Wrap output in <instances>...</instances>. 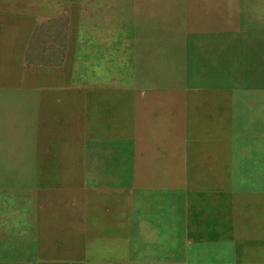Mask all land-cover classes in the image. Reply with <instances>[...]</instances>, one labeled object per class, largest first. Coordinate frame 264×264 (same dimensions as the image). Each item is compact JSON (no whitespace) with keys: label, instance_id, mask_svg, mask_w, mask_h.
I'll list each match as a JSON object with an SVG mask.
<instances>
[{"label":"rangeland","instance_id":"1","mask_svg":"<svg viewBox=\"0 0 264 264\" xmlns=\"http://www.w3.org/2000/svg\"><path fill=\"white\" fill-rule=\"evenodd\" d=\"M101 224L264 264V0H0V264H86Z\"/></svg>","mask_w":264,"mask_h":264},{"label":"crops","instance_id":"2","mask_svg":"<svg viewBox=\"0 0 264 264\" xmlns=\"http://www.w3.org/2000/svg\"><path fill=\"white\" fill-rule=\"evenodd\" d=\"M80 230L81 234H92V241L87 242L84 236H82L80 242H78V238H73V242L67 243L65 247L72 248L73 250H86L90 248V258L81 259V262H85L86 264H145L146 252L150 248L136 234L134 225H130L128 237L123 236L125 231L123 232L120 226L115 227L101 224L92 227H81ZM104 239L105 241H100ZM124 239L126 241H123ZM98 249L105 250V254L97 253V251L94 252ZM95 255L97 256L96 260L93 259Z\"/></svg>","mask_w":264,"mask_h":264},{"label":"bare ground","instance_id":"3","mask_svg":"<svg viewBox=\"0 0 264 264\" xmlns=\"http://www.w3.org/2000/svg\"><path fill=\"white\" fill-rule=\"evenodd\" d=\"M197 62H198V61H197ZM197 62H196V64H197ZM205 64H206V63H205ZM194 69H195V68H194ZM194 73H195V72H194ZM196 74H197V72H196ZM194 75H195V74H194ZM191 78H192V77H191ZM209 80H210V79H209ZM101 89H102V88H101ZM103 89H104V87H103ZM107 89H108V88H107ZM107 89H106V90H107ZM95 90H96V89H95ZM108 90H111V89H108ZM96 91H97V90H96ZM99 91H100V88H99ZM112 91H113V90H112ZM112 91H111V92H112ZM102 92H103V91H101V93H102ZM104 92H105V91H104ZM111 92H110V93H111ZM117 92H118V91H117ZM94 93H95V92H94ZM108 93H109V92H108ZM112 94H113V92H112ZM117 94H118V93H117ZM117 94H116L115 97H117ZM133 96H134V95H133ZM92 97H93V96H92ZM97 97H98V96H97ZM105 97H106V96H105ZM109 97H110V96H109ZM99 98H100V97H99ZM110 98H111V97H110ZM104 99H105V98H104ZM89 100H90V99H89ZM92 100H93V99H92ZM95 100H96V99H95ZM101 100H102V99H101ZM108 100H109V99H108ZM117 101H119V100H117ZM89 102H90V101H89ZM95 102H96V101H95ZM120 102H121V101H119V103H120ZM97 103H98V102H97ZM97 103H96V106H98V104H99V103H98V104H97ZM117 103H118V102H117ZM91 104L93 105V103H91ZM105 105H106V104H105ZM126 105H127V104H126ZM102 107H103V106H102ZM105 107H106V106H105ZM92 108L94 109V107H92ZM97 108H98V107H97ZM98 109H99V108H98ZM97 111H98V110H97ZM103 111H104V109H103ZM125 112H126V111H125ZM125 112H124V113H125ZM95 113H96V112H95ZM98 113H99V111H98ZM103 113H104V112H103ZM96 114H97V113H96ZM99 114H100V113H99ZM101 116H102V114H101ZM116 116H117V115H115V117H116ZM109 117H111V116L109 115ZM98 118H99V117H98ZM107 118H108V117H107ZM92 119H93V118H92ZM103 120H104V119H103ZM98 122H99V121H98ZM102 122H103V121H101L100 124H102ZM96 126H97V125H96ZM114 130H115V128H114ZM94 134H95V133H94ZM94 134H93V136H95ZM96 134H97V133H96ZM116 135H117V134H116ZM125 135H127V134H125ZM101 136H102V135H101ZM103 136H104V135H103ZM106 136H107V135H106ZM113 136H114V135H113ZM121 136H122V134H121ZM127 145H128V143H127ZM90 253H91V252H90Z\"/></svg>","mask_w":264,"mask_h":264}]
</instances>
